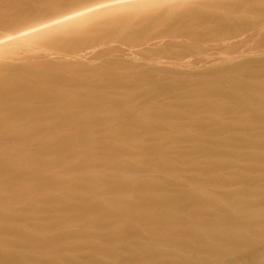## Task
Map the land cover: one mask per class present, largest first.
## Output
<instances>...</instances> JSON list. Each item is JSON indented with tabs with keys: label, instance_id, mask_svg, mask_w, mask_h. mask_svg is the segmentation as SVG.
<instances>
[{
	"label": "bare ground",
	"instance_id": "bare-ground-1",
	"mask_svg": "<svg viewBox=\"0 0 264 264\" xmlns=\"http://www.w3.org/2000/svg\"><path fill=\"white\" fill-rule=\"evenodd\" d=\"M261 23L264 0H0V264L264 259V79L160 69L251 63Z\"/></svg>",
	"mask_w": 264,
	"mask_h": 264
},
{
	"label": "rangeland",
	"instance_id": "rangeland-1",
	"mask_svg": "<svg viewBox=\"0 0 264 264\" xmlns=\"http://www.w3.org/2000/svg\"><path fill=\"white\" fill-rule=\"evenodd\" d=\"M263 25H264V23H261V26H259L258 27V29L260 28V29H262V27H263ZM253 30V29H252ZM251 30V31H252ZM256 29H254L253 30V32H250L249 31V33H251V35L248 33V32H246V33H248V34H246V33H243L244 35H246V37L244 36V35H241V36H238V34H236L238 37L237 38H243V37H245V38H243L244 40H247V37H251L250 38V40L252 39V35H253V37H255V41H251V42H248V44H247V46L246 45H241L242 47L239 49V51H238V54H248V56H246L243 60H247V59H250L251 60V63H247V64H240V62H234V63H227V62H225V61H220V62H218V61H216V62H214L213 64H212V62H210V63H208V61L206 62V61H204V63H200L199 62V64H189V65H173V66H167V68H164V67H166V66H164V67H161L160 69H163L164 71V73H169V75H171V76H174V75H177V74H179V75H182V74H180V73H183L184 75H182L183 76V78L182 79H180V78H178L177 76H174V77H177L178 79H176L175 81H177V85L178 86H182V83H184V82H178V81H186V80H188V81H186V82H189L190 83V85H194V84H196L197 82H199V79L202 77V75L203 74H207V75H203V77L204 76H209V74L211 75L212 73H215V72H217V71H222V70H228V71H235L236 72V70H237V68L238 67H240L242 70L243 69H245V70H247V71H245V72H243L242 70H240V74L242 73L243 75H250V74H253L257 79H264V74H263V72H261L263 69H264V62H262V60H264V36H263V38L261 39V37H262V34L264 35V33H262V32H264V27H263V29H262V31L261 32H259L258 30H256ZM256 32V34H254L255 32ZM259 32V34H257ZM253 33V34H252ZM240 35V34H239ZM250 35V36H249ZM258 35V36H257ZM261 35V36H260ZM243 36V37H242ZM169 40V41H168ZM168 40H166L165 42H163L164 44L166 43V42H170V40H172V39H168ZM248 41V40H247ZM258 41H259V43H258ZM261 41V42H260ZM257 42V43H256ZM250 43V44H249ZM263 43V44H262ZM114 44L115 43H112L111 45H113L114 46ZM257 45V46H256ZM19 46H21V47H19V48H17V50H23L22 52H19V56H21V54H22V58H24V56L26 57L27 55L29 56V55H31L32 54V52L30 53L28 50H26V47H24V46H22V45H19ZM34 46H36V45H34ZM106 46V47H105ZM113 46H110L109 45V47H111V50H112V47ZM256 46V47H255ZM18 47V46H17ZM103 47V48H102ZM107 45H103V46H97V48L95 49L96 50V52H95V50L93 51V52H95V53H93L92 52V55L91 56H100L101 58L99 59L100 61L102 60V59H110V58H113V57H117V56H119V54L120 53H117L115 50L113 51H110L109 48ZM203 47V48H202ZM202 47L200 48L201 50L202 49H204V47H205V49L204 50H208V52L207 51H204V53H203V51H202V53H201V51L199 50V52L201 53V55H198L197 57H195V58H192V60L194 59H196V58H198V57H203V55L202 54H212V55H215V56H218V57H221V55L225 52H223V48H218V50H220V51H222V53L220 52V51H218L217 50V48H216V50H214V52H213V50H212V48H210V49H208V47H206V44H202ZM259 47V48H258ZM101 48V49H100ZM252 48H253V50H252ZM248 49V50H247ZM25 50H26V53H25ZM99 52H98V51ZM105 50H107L106 52H108V50L110 51L109 53H105L104 54V52H105ZM212 50V51H211ZM238 50V49H237ZM245 50H246V52H245ZM102 51H104L103 53H102ZM218 51V52H217ZM243 51V52H242ZM249 51V52H248ZM28 52V53H27ZM101 52V53H100ZM206 52V53H205ZM233 52H235L236 54H237V51L235 50V51H232V53H227V52H225V53H227V54H232V55H236V54H234ZM240 52V53H239ZM43 53V52H42ZM42 53H41V55H42ZM99 53V54H98ZM112 53H114V54H112ZM117 53V54H116ZM199 53V54H200ZM221 53V54H220ZM38 54V53H37ZM108 54H110V55H108ZM219 54V55H218ZM6 54H3V58H5L4 56H5ZM40 55V54H39ZM105 56V57H104ZM20 57V58H21ZM107 57H109V58H107ZM213 57V56H212ZM2 57H1V54H0V61H4L5 59H3ZM39 59L43 62V63H45V62H47V61H49V58H42V57H39ZM33 60H35V61H40V60H37V58H35V59H33ZM191 60V61H192ZM193 60V61H194ZM261 60V61H260ZM260 61V62H259ZM198 62V61H197ZM206 62V63H205ZM263 63V64H262ZM216 64V65H215ZM218 64V65H217ZM238 64V65H237ZM252 64V65H251ZM191 65V66H190ZM194 65V66H193ZM213 65V66H212ZM251 65V66H250ZM176 68H175V67ZM170 67V68H169ZM174 67V68H173ZM237 67V68H236ZM251 67H252V69H251ZM250 69V70H248V69ZM171 73V74H170ZM174 74V75H173ZM188 74V75H187ZM200 74H202V75H200ZM189 75H191V76H189ZM196 75H198V76H196ZM187 76H189L191 79H189V78H187L186 79V77ZM194 76V77H193ZM185 77V78H184ZM228 78L226 77V76H224V80H227ZM170 95H175L174 93H171V94H169V95H166V96H164L163 98H162V100L161 101H163V99H166L168 96H170ZM148 102V103H147ZM146 103L147 104H149V103H151V101L150 100H148ZM229 119H231L230 117H228ZM260 207H263V206H260ZM62 229V228H61ZM67 230V229H66ZM246 260V261H245ZM248 260V261H247ZM241 261V262H240ZM232 262H236V263H240V264H264V259L263 258H261V259H257V260H250V259H235V261H232ZM244 262V263H243ZM249 262V263H248ZM219 264V263H218ZM221 264V263H220ZM223 264V263H222Z\"/></svg>",
	"mask_w": 264,
	"mask_h": 264
}]
</instances>
